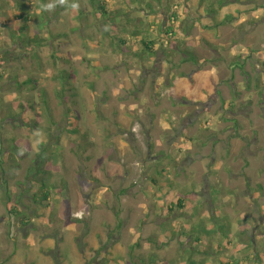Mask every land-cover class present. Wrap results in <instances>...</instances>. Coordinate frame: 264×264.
<instances>
[{
    "label": "rangeland",
    "instance_id": "374dc122",
    "mask_svg": "<svg viewBox=\"0 0 264 264\" xmlns=\"http://www.w3.org/2000/svg\"><path fill=\"white\" fill-rule=\"evenodd\" d=\"M103 1L0 0V264H264V0Z\"/></svg>",
    "mask_w": 264,
    "mask_h": 264
},
{
    "label": "trees",
    "instance_id": "16d2710c",
    "mask_svg": "<svg viewBox=\"0 0 264 264\" xmlns=\"http://www.w3.org/2000/svg\"><path fill=\"white\" fill-rule=\"evenodd\" d=\"M247 1L248 2H246V3H252V0H247ZM91 3L94 6V8L96 9V13L98 15L103 16V17H108V16L114 17V15H112V13H111V10L109 9L108 4H106V2H104L103 0H91ZM232 3H244V0H213V1L210 2V8H209L208 13L212 14L213 16H216L219 13V10H221L223 7L227 6L228 4H232ZM260 7H262V6H260ZM25 20L27 21V19H25ZM174 20H175V16H172L171 18H169V23H173ZM230 21H231V17L230 16H226L224 22H230ZM19 24H21V23H19ZM221 24H222V22H221ZM217 25H220V23H218ZM25 27L26 26H24L21 29L22 30L21 32H23V33L26 32V28ZM161 32L163 34H165V35L170 36V37H173L175 35V33L173 32V29L170 26H168V27L162 26L161 27ZM22 36L25 37L24 35H22ZM64 36H65V34H61V35L56 36V37H64ZM38 37H39V45L47 43V40L45 38H42L41 36H38ZM36 41L38 42V40H36ZM36 41H34V42L36 43ZM120 42L122 44H125V42H123V41H120ZM141 42H142V46L144 47V50L147 51L148 54H151V55L155 54V50L153 48V46H155V43H154L153 40H150V39L149 40L148 39L144 40V39H142ZM23 44L25 46H28L29 44H32V43L28 42V43H23ZM184 53L186 55H188V60L189 61H191V62H193L195 64H198L199 59L194 55V53L188 52V51H185ZM54 57L55 58L58 57L57 56V51L54 52ZM241 68L243 70V67H241ZM62 98H63V96H62ZM84 137H85V135L83 136V139L87 138V137L86 138H84ZM40 147L43 148L44 146L41 145ZM42 166H43V162H38V161L35 162L31 172L29 173V175L27 177V180L31 184H39L40 185L41 191L39 192L38 195H41L42 198L41 199L38 198V201H41L43 204H45L47 199H48V197H49V193H46L47 191L45 192V190L50 188L47 178L51 177V176H50V172L49 171H44ZM37 197L38 196L35 195V199ZM9 204H10V199H8V201H7V205H9ZM182 204H183L182 200H179V206L180 207H182ZM7 210L9 211V214H14V215H16L18 217L21 216V213L19 211H17L16 208H13V209H9L8 208ZM169 210H171V208H169ZM171 211H173V210H171ZM27 222H28L27 220L24 221V223H27ZM196 242H199V240H196ZM135 245H136V247L140 246L138 243H136ZM151 262L153 264H155L156 263V259H152ZM221 264H232V263L221 262Z\"/></svg>",
    "mask_w": 264,
    "mask_h": 264
},
{
    "label": "crops",
    "instance_id": "0c3cea01",
    "mask_svg": "<svg viewBox=\"0 0 264 264\" xmlns=\"http://www.w3.org/2000/svg\"><path fill=\"white\" fill-rule=\"evenodd\" d=\"M240 263V262H239Z\"/></svg>",
    "mask_w": 264,
    "mask_h": 264
}]
</instances>
